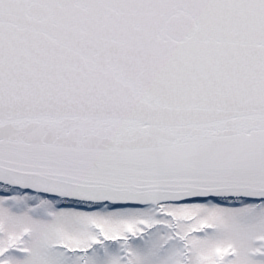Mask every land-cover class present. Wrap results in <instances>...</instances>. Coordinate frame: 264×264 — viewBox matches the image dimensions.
Masks as SVG:
<instances>
[{"label": "snow or ice", "instance_id": "obj_1", "mask_svg": "<svg viewBox=\"0 0 264 264\" xmlns=\"http://www.w3.org/2000/svg\"><path fill=\"white\" fill-rule=\"evenodd\" d=\"M0 264H264V0H0Z\"/></svg>", "mask_w": 264, "mask_h": 264}]
</instances>
